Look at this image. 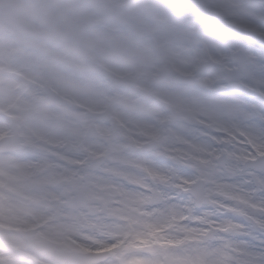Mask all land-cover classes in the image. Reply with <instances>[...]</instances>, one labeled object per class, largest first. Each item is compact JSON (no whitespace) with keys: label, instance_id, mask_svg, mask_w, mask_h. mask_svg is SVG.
I'll return each mask as SVG.
<instances>
[{"label":"snow or ice","instance_id":"obj_1","mask_svg":"<svg viewBox=\"0 0 264 264\" xmlns=\"http://www.w3.org/2000/svg\"><path fill=\"white\" fill-rule=\"evenodd\" d=\"M31 7L47 20L37 39L5 32L0 42V63L31 77L15 110L0 106V264H264V0ZM109 37L143 44L151 58L138 74L183 114L121 124L105 113L103 127L118 128L120 143L159 137L158 148L146 137L120 155L163 179L117 158L105 134L74 131L61 113L126 91L115 79L123 69L104 66ZM36 102L50 111L25 107Z\"/></svg>","mask_w":264,"mask_h":264},{"label":"rangeland","instance_id":"obj_2","mask_svg":"<svg viewBox=\"0 0 264 264\" xmlns=\"http://www.w3.org/2000/svg\"><path fill=\"white\" fill-rule=\"evenodd\" d=\"M133 1L134 0H117L116 3H134ZM105 2L111 3L109 2V0H105ZM138 2L163 3L161 0H140ZM233 3H235L234 0ZM24 8V6H21L19 0H0V21L4 22L3 24H0V31H5L8 26H10V19H13V21H20L21 24L26 26V23L24 21L26 20L25 14L27 10H25ZM14 9H17L18 12L14 13ZM241 23L246 24L248 23V21L244 19L241 20ZM116 39L117 38L115 37L108 38V40L113 41V43H110L109 46H107L106 48V60L104 66L106 68L112 69H114L115 67L123 69V71H120L116 74L115 79L121 82L126 91L115 97L105 96L99 104H94L91 102L81 104L80 101H75L70 106H60L62 115L64 117L69 118V121L74 120L73 116H70V114L72 113H76L79 111L82 114L89 115L88 113L100 110L98 111V113H95L97 115L94 114L95 116L90 114V116L92 117L91 122H69V124L72 125L73 130L76 132H83L88 135L103 133L105 134V138L113 145L116 142L114 140H116V137H118L113 133L115 128L105 129L103 127L105 113L109 110L111 111L112 115L122 124L123 120H121L120 116H118V112L122 113V110L125 108V106H127L130 110L133 111L134 118L140 121V119L144 116V114L140 111L142 109L141 106H149V108L151 107L153 110H155L154 117L159 115L164 110V108H162L156 101L159 100L162 103L170 105L169 108H171L172 110L173 117H182L183 115L170 102H166V100L159 94L158 89L153 88L149 84L145 83L144 78L138 74L141 71V65L146 64L151 58L150 55H147L149 52H144L145 47L143 46V44L139 41L131 39L127 41L126 45H124V43H115L114 41H116ZM76 55L81 56L84 54L76 52ZM4 74H6V76H4ZM129 74H131V76H129ZM8 75L13 76L11 78L13 80L11 88L12 94L8 95L6 93L0 92V106L8 105L13 110H15L16 107L20 104V101L22 100L23 96L25 94H31V77L25 78L22 74H19L15 68L0 63V81L3 78L8 79ZM4 85V83H0V91L9 90ZM142 91L143 93H141ZM124 102H127L128 104L125 105L123 104ZM28 105L30 107H33L27 108L30 111L37 110V112L40 113H46L50 111L49 107L39 102ZM131 136L129 137L127 143L119 142L124 146L120 147V151H118L113 146L117 154V158L124 159L125 163L129 165L131 164L132 167L145 171L148 175L152 176L153 178H162L160 177V174L158 172H156L152 168H149L144 162L134 158H124L120 155L125 151H128L130 154L134 153L135 150L143 144L146 137L151 143H157L160 147L159 137H154L151 133L148 132H144L143 134H134ZM169 151H171L177 159H180L185 155L183 151L172 149H169ZM126 175H128L130 180L134 181L135 183H142V178L136 176L135 173L129 172L126 173Z\"/></svg>","mask_w":264,"mask_h":264},{"label":"bare ground","instance_id":"obj_3","mask_svg":"<svg viewBox=\"0 0 264 264\" xmlns=\"http://www.w3.org/2000/svg\"><path fill=\"white\" fill-rule=\"evenodd\" d=\"M19 1L21 3V6H24L25 7L24 9L27 10V12L25 14L26 20L24 21L26 23V26L21 24L20 21H17V20L13 21V19L12 20L10 19V23H9L10 26H8V28L5 31H0V42H2V40H3L2 37L4 36L5 32L14 33L18 37H20L21 39H25V40L37 39V35H36L35 30L40 28L41 26L47 25V20L46 19H40L37 16L35 10L31 7V5L33 3L39 2V0H19ZM116 1L117 0H109V2H111V3H116ZM46 2H54V0H46ZM210 2L217 3V4H228L226 0H217V1L216 0H213V1L210 0ZM13 12L17 13L18 10L14 9ZM4 18H6V17H4ZM243 18H244V16H243ZM239 19H241V18H239ZM3 23H4L3 21H0V24H3ZM128 40H131V39L129 38ZM126 44L127 43H124V45H126ZM144 52H148V51L146 49H144ZM171 54L176 56V57H182V56L187 55L186 51H183V50L172 52ZM147 55H150V54L148 53ZM81 57H83V55H81ZM17 80H19V79H17ZM0 83H4L5 84L4 86H6L9 89V90H5V91L1 90L0 92L6 93L8 95L12 94L11 88H12L13 80L11 78H8V79L3 78V79H1ZM125 98H122V99H125ZM123 104L126 105L128 103L124 102ZM25 107L26 108H33V107H30L29 105H25ZM141 107H142V109L140 111L144 114V116L140 119V121H144L149 117H154L155 110H153L151 107L149 108V106H141ZM36 112H37V110H36ZM122 113L118 112V116H120V118L123 117V118H130L133 120H137L133 116V111L130 110L127 106H125V108L122 110ZM70 116H73V119H74L72 121H69L72 123L91 122V120H92V117L90 115L82 114L79 111L76 113L70 114ZM70 126L72 127V125H70ZM113 133H114V135L118 136V137H116V140H114L116 142L114 143L113 146L118 151H120V147L123 146V144L119 143L121 132L118 128H115ZM132 135H134V134H132ZM131 161H133V160H131ZM161 179H163V178H161ZM125 206L127 208H129L130 210H135L136 209V202L135 201H129Z\"/></svg>","mask_w":264,"mask_h":264}]
</instances>
